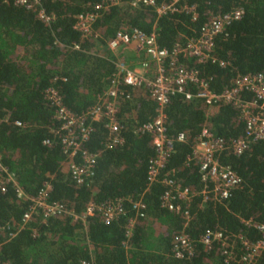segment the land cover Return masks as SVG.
<instances>
[{"label":"trees","instance_id":"1","mask_svg":"<svg viewBox=\"0 0 264 264\" xmlns=\"http://www.w3.org/2000/svg\"><path fill=\"white\" fill-rule=\"evenodd\" d=\"M97 1L38 0L37 6L26 7L0 0V159L28 196L46 182L48 198L63 203L72 213L82 215L87 202L108 198H120L123 213L108 221L96 212L82 219L69 214L33 216L17 228L28 200L20 198L8 182L0 192V258L11 264H236L224 259L217 241L206 246L198 237L213 228L249 239L258 237L245 220L264 219V136L251 140L239 155L228 149L218 153L219 162L241 178L220 201L211 196L201 199V172L196 161L187 159L202 126L225 140L242 134V122L231 104L218 102L214 110L206 111L200 99L181 93L170 95L164 104L166 132L172 137L164 169L191 191L188 201L167 209L159 203L162 185L146 178L154 148L151 134L137 126L152 119L156 104L142 86L119 88L120 142L106 146L103 121L93 122L82 143L87 151L95 152L93 171L80 184L70 178L65 152L51 131L57 120L45 89L53 87L62 104L78 114L94 102L113 72L114 55L105 44L115 29L154 31L157 44L168 48L211 14L233 6L241 8L240 17L214 36L211 53L215 59L189 60L186 65L195 67L213 90L229 84L237 73L261 72L264 77V0H181L194 4V20L180 10L158 14L154 7L126 0L99 11L92 23L96 37L81 36L72 27L75 15ZM37 7L49 15L48 21L38 17ZM187 88L193 89L192 85ZM15 119L23 126H16ZM179 132L183 140L175 139ZM44 138L49 143H43ZM134 199L143 203L141 214L130 207ZM129 218L133 223L126 233ZM9 231L15 233L9 236ZM181 231L190 237L191 251L174 257L173 237ZM232 251L235 256L241 251L236 240ZM251 264H264V252Z\"/></svg>","mask_w":264,"mask_h":264},{"label":"built area","instance_id":"2","mask_svg":"<svg viewBox=\"0 0 264 264\" xmlns=\"http://www.w3.org/2000/svg\"><path fill=\"white\" fill-rule=\"evenodd\" d=\"M14 4L26 7L37 6L38 0H11ZM121 0H99L92 4L86 11L75 15L72 27L81 36L96 37L92 23L99 11L110 4H117ZM130 4H140L154 7L155 11L180 10L189 15L190 20L196 17L194 4H188L181 0H168L160 4L156 0H128ZM241 8L233 6L230 9L213 13L199 24L196 29H191L189 34H181L170 47L159 46L155 39L154 31L145 32L137 27L117 28L106 39L107 49L114 55V69L109 76L103 90L96 95L94 102L78 114L68 110L61 102L57 91L53 87L45 89V96L54 104V117L57 126L51 131L57 135L61 147L66 155L65 167L70 178L77 184L82 183L92 174V166L95 160V152L87 151L82 143L88 138L94 121L102 120L107 129L105 145L118 143L122 140L119 129L121 127L118 111V97L121 94V86H142L149 97L156 104L155 114L151 120L138 124L137 129L151 134V143L154 154L148 159L146 178L150 182H158L163 190L159 197L161 206L173 209L177 202H186L191 194L188 187L176 182L173 174L165 170V161L172 150V137L166 132L165 115L163 106L170 95L181 93L185 98H198L208 108L218 102L231 104L238 112L243 129L237 137L223 139L214 135L206 126L200 127L197 133V141L191 149L187 159L197 162L203 184L200 188L201 199L207 196L220 201L227 197L229 190L241 181L239 175L227 164H222L217 155L222 150H230L234 155H239L251 140L264 136V77L261 72L237 73L231 82L219 90L209 87L208 81L199 74L197 69L187 66L191 60L203 63L214 60L211 53L214 36L225 29L233 20L240 17ZM37 15L44 21L49 20V15L41 7H37ZM73 47H77L73 44ZM127 47L134 51L133 62L124 59L120 53ZM221 62V61H219ZM188 85L193 89L189 90ZM13 123L22 127L20 120ZM175 139L183 140L184 134L177 133ZM49 143L48 138L42 140ZM78 155L76 159L73 157ZM11 182L20 196L28 200L18 221V227H22L33 216L44 219L49 216L69 214L73 219L85 214L96 212L103 221H108L118 214L123 213L120 198L104 199L100 202H87L83 214L78 215L66 209L63 203L49 199L47 189L49 184L44 182L34 194L26 195L15 184L13 175L0 159V192L5 190L6 184ZM130 207L135 214H141L143 203L140 199L130 200ZM186 215V210L182 211ZM257 232L258 237L249 239L241 234L226 232L221 228L205 229L199 235V241L209 246L212 241H217L226 260H235L236 264H251L255 257L264 252V219L260 221L245 220ZM133 218L127 220L126 233L129 232ZM15 231H9L12 236ZM239 243L241 251L233 254V244ZM171 251L174 257L189 255L191 251L190 237L183 231L173 237ZM0 264H11L9 260L0 258Z\"/></svg>","mask_w":264,"mask_h":264},{"label":"crops","instance_id":"3","mask_svg":"<svg viewBox=\"0 0 264 264\" xmlns=\"http://www.w3.org/2000/svg\"><path fill=\"white\" fill-rule=\"evenodd\" d=\"M125 1H126V0H121V1L118 2L117 4H121V3L125 2ZM134 54H135V53H134L132 47H127V48H125V49L120 53V55H121L124 59H126V60H128V61H130V62H133ZM214 108H215L214 105L209 106L208 108H206V111H212V110H214Z\"/></svg>","mask_w":264,"mask_h":264}]
</instances>
